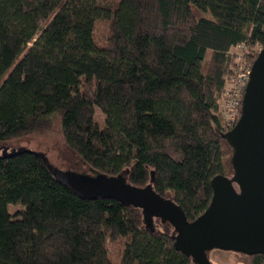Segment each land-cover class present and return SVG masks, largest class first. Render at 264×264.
<instances>
[{
    "label": "trees",
    "instance_id": "trees-1",
    "mask_svg": "<svg viewBox=\"0 0 264 264\" xmlns=\"http://www.w3.org/2000/svg\"><path fill=\"white\" fill-rule=\"evenodd\" d=\"M240 43L264 46V0H0V142L58 126L88 169L150 183L193 220L213 176L233 174L217 104ZM1 149L0 264H115L110 244L118 264H193L167 221L84 198L39 155Z\"/></svg>",
    "mask_w": 264,
    "mask_h": 264
},
{
    "label": "water",
    "instance_id": "water-1",
    "mask_svg": "<svg viewBox=\"0 0 264 264\" xmlns=\"http://www.w3.org/2000/svg\"><path fill=\"white\" fill-rule=\"evenodd\" d=\"M232 148L233 174L211 179L208 206L193 220L182 209L153 190L150 183L134 185L123 174L94 176L54 167L42 152L24 148L2 155L30 151L39 155L52 175L80 196L114 198L141 208L144 220L152 225L155 212L173 226L174 246L191 257L193 264H212L209 251L230 250L246 255H264V46L254 58L235 124L222 134Z\"/></svg>",
    "mask_w": 264,
    "mask_h": 264
},
{
    "label": "rangeland",
    "instance_id": "rangeland-1",
    "mask_svg": "<svg viewBox=\"0 0 264 264\" xmlns=\"http://www.w3.org/2000/svg\"><path fill=\"white\" fill-rule=\"evenodd\" d=\"M108 35V27L106 21L103 20H97L95 24L94 29V39L97 42L98 45H103L106 37ZM261 46L259 44L254 45H247L246 49L244 51H241L239 48L237 49L232 48V52L236 53V50L239 51L241 56H243V59L241 61L249 63L251 61L252 57L257 55V50L260 49ZM234 61V68L237 66L238 61H236V57L233 56ZM95 117L96 119L102 123L104 119L103 113L95 108ZM1 147H9L10 150L18 149V148H24L30 151L35 152H42L47 160L56 168L65 170L69 169L76 173L83 172L87 173L88 175L94 176L95 172L88 169L85 165L81 163V161L76 157L74 153H72L64 144L63 138L58 130V126L56 131L47 133V134H40V135H26L19 138H16L14 140H10V142L7 141V143H1ZM17 205L11 206V210H15ZM110 255L115 257L113 259L115 264L119 263V259H116V246L113 244L109 245ZM223 252L222 250H215L211 252V257H217L219 254ZM234 252V251H232ZM222 254H228V257H231L232 254L231 251H227V253ZM238 258H240V253L236 252ZM224 256V255H223ZM233 256V255H232ZM220 257V256H218ZM222 257V256H221ZM226 255L222 257V259H229Z\"/></svg>",
    "mask_w": 264,
    "mask_h": 264
},
{
    "label": "built area",
    "instance_id": "built-area-1",
    "mask_svg": "<svg viewBox=\"0 0 264 264\" xmlns=\"http://www.w3.org/2000/svg\"><path fill=\"white\" fill-rule=\"evenodd\" d=\"M241 51H244L247 47L246 43H240L235 46ZM234 47V48H235ZM259 49L257 50V52ZM238 61L237 66H235L234 71L227 80L222 95L217 104V113L221 116L223 126L225 129H230L237 121L241 106L242 95L244 92L245 85L248 80V75L250 71V66L244 60L243 56L236 50L233 53Z\"/></svg>",
    "mask_w": 264,
    "mask_h": 264
},
{
    "label": "crops",
    "instance_id": "crops-1",
    "mask_svg": "<svg viewBox=\"0 0 264 264\" xmlns=\"http://www.w3.org/2000/svg\"><path fill=\"white\" fill-rule=\"evenodd\" d=\"M215 250H217V249H213V250L209 251V258H210L212 264H245L239 260L236 252L231 251V253H234V254H232L233 256L231 255V257H228L229 256L228 254H222V253H227V251H229V250H222L223 252H221V254L218 255L220 257H218V256L217 257H211V252L215 251ZM223 255L224 256L226 255L229 259H222V257H224Z\"/></svg>",
    "mask_w": 264,
    "mask_h": 264
},
{
    "label": "flooded vegetation",
    "instance_id": "flooded-vegetation-1",
    "mask_svg": "<svg viewBox=\"0 0 264 264\" xmlns=\"http://www.w3.org/2000/svg\"><path fill=\"white\" fill-rule=\"evenodd\" d=\"M152 219H153V222H154L156 219H160V216L154 212V213L152 214ZM160 220H161V219H160Z\"/></svg>",
    "mask_w": 264,
    "mask_h": 264
}]
</instances>
